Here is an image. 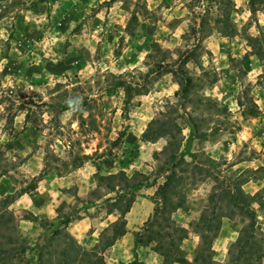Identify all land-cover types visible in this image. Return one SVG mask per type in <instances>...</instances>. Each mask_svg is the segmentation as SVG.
Returning a JSON list of instances; mask_svg holds the SVG:
<instances>
[{"label": "rangeland", "instance_id": "374dc122", "mask_svg": "<svg viewBox=\"0 0 264 264\" xmlns=\"http://www.w3.org/2000/svg\"><path fill=\"white\" fill-rule=\"evenodd\" d=\"M248 2L0 0V214L24 248L8 264H37L58 228L89 251L117 220L124 234L99 253L104 264H264V61L249 46L264 49V14ZM188 78L183 98L176 82ZM155 119L163 135L153 126L144 141ZM177 151L188 164L168 163ZM119 173L129 191L98 182ZM228 184L261 192L249 246L236 245L248 219L227 203L205 210ZM203 212L218 217L211 230ZM67 241L55 237L45 258L68 255Z\"/></svg>", "mask_w": 264, "mask_h": 264}, {"label": "trees", "instance_id": "16d2710c", "mask_svg": "<svg viewBox=\"0 0 264 264\" xmlns=\"http://www.w3.org/2000/svg\"><path fill=\"white\" fill-rule=\"evenodd\" d=\"M44 2H46V0H38V3H44ZM248 5H249L251 13L262 12L264 14V0H249ZM249 40H250L249 46L252 51V54L259 60L264 61V49L260 46V38L250 37ZM162 68L168 69L170 67H168V65H164ZM190 80L191 79L189 78L187 79L186 81L187 86H183L182 81L176 82L179 85L181 95L183 96V98H185L189 94L188 84L192 85ZM122 86H123L122 83H117V87H122ZM164 125L165 123L160 122L158 119L152 120L149 123L148 129H146L145 133L142 135V139L144 141H147L148 139L153 138V137H149L150 135L149 132L151 130V127H152V130H154L153 126H156V130L158 131L157 133L158 138L159 137L161 138L163 135ZM192 133H196V123L194 122V120L192 121ZM187 151H188V148L186 146V148L184 149V152H187ZM184 156L185 154L183 152L179 153L177 151L171 155L168 163H171L173 165L177 160H181L184 164H188V163H185ZM190 156L193 158V161H192L194 162L193 167L195 168L198 167V165L195 163L197 162V160H195V155L192 154ZM115 180L122 181V182L125 181L123 187L126 186V190L127 191L130 190L131 186L128 185L129 182L128 183L126 182V177L123 173H119L118 175L113 174V175H107V176H101V175L98 176V182L106 184V187L108 188L109 192H114V188H115L114 181ZM173 188H174V185H173V182L171 181V175L165 178V181L163 182V184L158 188L157 193L162 195L161 200H162V203H164L162 204L163 209L168 202L167 200L168 195L170 194L171 191H173ZM213 189L215 190V187H213ZM120 192L121 190L116 191V194H117L116 196L118 198L121 197ZM260 193L261 192H256L255 194L251 196H245L238 186L228 184L226 185L224 189H221L219 190V192L214 194V197L213 195L209 196L207 206L205 207L206 212L218 207L220 203H227L228 206L231 208V214L228 215L229 217L240 215L244 217L245 219H248V223L241 229L239 237L236 240V245H238V247L249 246L252 243V241L250 240L252 238L255 223H254V210L251 209V205L253 203H257L260 206H263L261 202L262 195ZM9 198L10 197L8 198L5 197L2 200H0V207L6 206L9 203L8 201ZM132 202H133L132 198H130L129 200H127V203L125 204L124 207H121L122 205H118L115 208V210L120 214V216H123L128 212L129 207L131 206ZM160 212L161 211H159V208L155 209L153 213L154 220L157 219ZM228 216L224 215L220 217V219H222L223 217L229 218ZM153 217L151 218V221L153 220ZM217 218H218L217 216L214 218H208V216H205L203 212L201 217L198 220V224L204 226V228L207 226V228L211 230L210 225L213 226L212 224L217 220ZM69 223L70 221L66 220L62 224L67 225ZM123 225L124 224L118 220L110 224L108 228L105 229L107 233L104 232L103 234L104 236L102 237V240H100L96 245H94V247L89 251H85L81 249L78 245L74 243L73 239L68 234L62 233L61 229L58 228L52 232L51 237L49 239L50 242L49 241L45 242L44 249H41L39 251V254H38L39 258H38L37 264H104L102 257L99 256V253H101L103 249L111 246L112 243L115 240H117L119 237L123 236L124 234ZM5 227L6 225H5L4 215L0 214V239L4 240V242H0V264H8V262L12 260V258L14 257L20 258V256L24 253V248L22 247V245H16L15 244L16 242H12V240L8 237L6 238L7 229ZM213 228L215 231V227ZM209 236L210 237L202 236V239L203 240L205 239V241L208 242V239H211L213 237V234ZM55 237H58V238L62 237V238H65L66 240L68 239L67 247L70 250V253L68 255H64L67 252L64 254L62 253V255L59 256V257L63 256L62 259H60L59 261L57 260L56 262H53L51 258H48V257L45 258V255H48L51 257L50 252L47 249L51 246V242L55 240ZM157 244H159V242ZM248 260H249L248 262H250L251 259H248ZM213 262L211 261L212 264H214ZM128 264H142V263L134 260Z\"/></svg>", "mask_w": 264, "mask_h": 264}, {"label": "clouds", "instance_id": "9594fccd", "mask_svg": "<svg viewBox=\"0 0 264 264\" xmlns=\"http://www.w3.org/2000/svg\"><path fill=\"white\" fill-rule=\"evenodd\" d=\"M66 103L68 104L71 112H76L80 110L81 99L79 97L69 99L66 101Z\"/></svg>", "mask_w": 264, "mask_h": 264}]
</instances>
